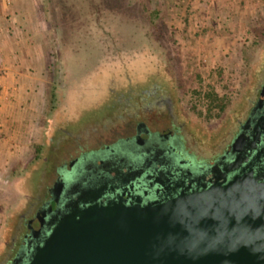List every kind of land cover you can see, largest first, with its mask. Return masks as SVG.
<instances>
[{
    "label": "rangeland",
    "instance_id": "374dc122",
    "mask_svg": "<svg viewBox=\"0 0 264 264\" xmlns=\"http://www.w3.org/2000/svg\"><path fill=\"white\" fill-rule=\"evenodd\" d=\"M35 3L41 16L35 27L46 36L28 47L31 54L45 56V62L37 59L29 68L35 80L33 107L12 126L23 132L24 145L0 171V255L15 227L24 228L49 197L57 166L76 147L72 140H106L112 129L121 127L114 119L105 121L111 110L107 99L116 98L118 90L128 84L162 82L178 120L190 131L186 145L198 147L187 151L207 157L264 60V0ZM48 92L56 96L53 106ZM162 123L170 125L165 112ZM66 124H79L77 134L59 140L49 158V136ZM37 142L43 144L44 163L34 178L37 166L27 164Z\"/></svg>",
    "mask_w": 264,
    "mask_h": 264
},
{
    "label": "flooded vegetation",
    "instance_id": "af4514ba",
    "mask_svg": "<svg viewBox=\"0 0 264 264\" xmlns=\"http://www.w3.org/2000/svg\"><path fill=\"white\" fill-rule=\"evenodd\" d=\"M116 93V98L107 99L111 110L105 121L114 119L121 127L112 129L106 140L95 136L72 140L76 147L57 166L49 197L23 223L24 228L22 224L15 227L0 255V264H10L19 250L23 258L26 249L41 241L49 225L42 220L35 235L29 225L38 212H43L46 219L60 215L84 191L100 193L102 201L115 198L127 202L132 196H139L142 201L156 196L165 198L181 189L190 191L201 188L203 183L208 185L236 156L241 161L227 176L242 169L264 178V60L251 87L240 93L231 124L207 157L187 151L188 147L195 151L198 147L195 143L186 145L190 131L178 120L173 100L162 82L128 84ZM164 112L170 125L162 123ZM77 126L66 124L55 129L47 142L49 158L59 140L77 134ZM52 197L56 203L48 210Z\"/></svg>",
    "mask_w": 264,
    "mask_h": 264
},
{
    "label": "water",
    "instance_id": "95a60500",
    "mask_svg": "<svg viewBox=\"0 0 264 264\" xmlns=\"http://www.w3.org/2000/svg\"><path fill=\"white\" fill-rule=\"evenodd\" d=\"M240 161L165 198L79 193L60 215L31 219V234L42 220L47 232L10 264H264V178L242 169L227 176Z\"/></svg>",
    "mask_w": 264,
    "mask_h": 264
},
{
    "label": "crops",
    "instance_id": "0c3cea01",
    "mask_svg": "<svg viewBox=\"0 0 264 264\" xmlns=\"http://www.w3.org/2000/svg\"><path fill=\"white\" fill-rule=\"evenodd\" d=\"M198 7L205 8L203 4ZM39 17L35 0H0V171L24 145L19 123L18 129L12 126L33 107L35 80L29 68L37 59L45 62V56L31 54L28 47L46 36L35 27Z\"/></svg>",
    "mask_w": 264,
    "mask_h": 264
},
{
    "label": "trees",
    "instance_id": "16d2710c",
    "mask_svg": "<svg viewBox=\"0 0 264 264\" xmlns=\"http://www.w3.org/2000/svg\"><path fill=\"white\" fill-rule=\"evenodd\" d=\"M48 103H50L49 105H54V102L56 101V96L53 92H48ZM213 100V98H212ZM44 147L43 144L37 142L34 144L33 146V154L31 159L29 160L27 167L31 168L33 165H36L37 167L33 169V177L36 178L38 170L40 169V166L44 163ZM47 152V150H45V153ZM19 165V164H15ZM15 166L13 165L10 169L11 172L15 171Z\"/></svg>",
    "mask_w": 264,
    "mask_h": 264
}]
</instances>
